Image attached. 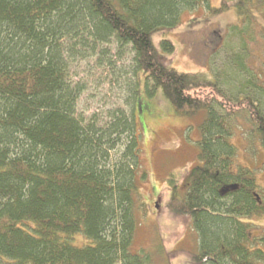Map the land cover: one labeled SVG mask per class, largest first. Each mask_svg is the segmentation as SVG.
Instances as JSON below:
<instances>
[{
	"label": "trees",
	"instance_id": "trees-1",
	"mask_svg": "<svg viewBox=\"0 0 264 264\" xmlns=\"http://www.w3.org/2000/svg\"><path fill=\"white\" fill-rule=\"evenodd\" d=\"M199 4L214 13L236 7L234 28L256 40L254 10H263L264 0H221L218 7L209 0H0V264L149 262L131 249L144 206L138 179L147 174L139 163L135 114L108 129L84 125L74 114L58 43L82 25L96 38L115 35L131 44L138 68L177 113L206 109L199 163L183 190L172 186L168 201L197 233L194 263L264 264V233L242 220L264 216V187L249 168L232 170L231 122L214 102L247 119L263 146L264 113L250 95L226 97L204 70L172 67L151 39L176 27L183 8ZM162 45L174 50L168 39ZM119 132L129 135L114 159L120 137L111 133Z\"/></svg>",
	"mask_w": 264,
	"mask_h": 264
},
{
	"label": "rangeland",
	"instance_id": "rangeland-1",
	"mask_svg": "<svg viewBox=\"0 0 264 264\" xmlns=\"http://www.w3.org/2000/svg\"><path fill=\"white\" fill-rule=\"evenodd\" d=\"M209 3L218 7L221 0ZM254 14L255 41L234 28L240 20L236 7L214 13L203 4L183 8L176 27L156 31L151 39L159 56L172 67L185 72L204 70L226 97L234 100L250 95L264 113V9H255ZM83 29L84 25L58 43L66 81L75 96V116L84 125L108 129L115 119L135 114L139 163L147 174L138 179L144 206L138 213L131 249L142 250L148 264H196L197 233L188 220L169 209L168 201L172 186L183 190L185 177L199 163L200 125L206 109L187 116L177 113L161 89L153 87L138 68L131 44L121 43L115 35L96 38ZM164 39L172 41V52L163 48ZM214 108L231 122L232 170L249 168L256 183L264 187V146L259 136L243 116L226 114L216 102ZM128 135L111 133V139L120 137L111 158L117 152L121 155ZM242 220L253 223L256 233H264V216Z\"/></svg>",
	"mask_w": 264,
	"mask_h": 264
}]
</instances>
